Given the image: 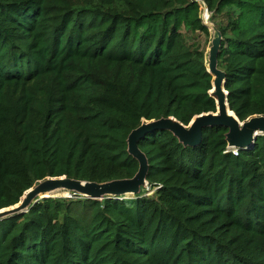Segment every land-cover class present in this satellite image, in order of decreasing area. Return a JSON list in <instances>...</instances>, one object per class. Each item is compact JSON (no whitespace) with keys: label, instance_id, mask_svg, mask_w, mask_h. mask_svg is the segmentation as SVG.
Segmentation results:
<instances>
[{"label":"trees","instance_id":"obj_1","mask_svg":"<svg viewBox=\"0 0 264 264\" xmlns=\"http://www.w3.org/2000/svg\"><path fill=\"white\" fill-rule=\"evenodd\" d=\"M203 1L229 109L241 123L264 117V0ZM198 11L195 0H0V212L46 180H131L141 124L189 129L219 114L203 53L181 32L206 31ZM228 133L203 126L195 145L143 135L152 196L36 201L0 219V264H264V135L233 154Z\"/></svg>","mask_w":264,"mask_h":264},{"label":"water","instance_id":"obj_2","mask_svg":"<svg viewBox=\"0 0 264 264\" xmlns=\"http://www.w3.org/2000/svg\"><path fill=\"white\" fill-rule=\"evenodd\" d=\"M219 40H220V35L217 40L218 41L217 48L215 49V52L213 55L214 67H213L212 72H209L213 76V86L215 89L214 94L217 97L219 114L217 116L207 115V116H202L200 118H197L189 129H185L181 124L173 120H161L158 122H150V123L142 125L139 129L135 130L131 134L128 140L129 153L132 154L139 162L138 173L131 180H118V181L109 182V183H113V185L110 188L105 187V186L100 187L96 183H93L94 184L93 186L87 185V183L84 184L89 187L95 188V189L93 188L94 190L85 189V192L92 198L89 200H96L95 198H97L99 195H102L104 193H108L109 190H113V191L115 190L117 192L122 191V192L137 193L136 191L138 190V186L142 182L146 183L145 172L147 169V163H146L145 157L138 151L136 147V142L143 135L153 130H156V129L169 130L176 137H178V139L184 144L195 145L198 143L200 139L201 128L203 126H206V125L224 126L229 130V133L227 135V141H228V146L231 149L249 147L256 140L257 137L264 135V117L253 118L248 122L241 123L238 120V118L235 116V114L228 107V103L226 100L227 93L223 88L225 76L221 70L219 74L216 76L217 79H215V76H214V74L218 73L216 72L218 69L216 65V53L219 49ZM228 112L233 114L237 122L230 119ZM46 181H49L52 183L60 182L65 185L69 184L68 183L69 181L67 179L59 180V182L58 180H46ZM109 183H105V184H109ZM22 207L23 206L20 205L13 209L1 211L0 219H4L14 214L23 213Z\"/></svg>","mask_w":264,"mask_h":264},{"label":"rangeland","instance_id":"obj_3","mask_svg":"<svg viewBox=\"0 0 264 264\" xmlns=\"http://www.w3.org/2000/svg\"><path fill=\"white\" fill-rule=\"evenodd\" d=\"M198 4L199 11H198V17L201 19L202 24L206 28V31H202L199 29H186L181 28L182 35L184 37L186 45L188 47L193 49H198L203 53L204 56V62L206 65V68L208 72H212L214 67V52L218 45V31L216 30L215 21L212 19L211 13H209L206 9L205 3L203 0H195ZM219 22V21H218ZM211 69V71H210ZM218 73L214 74L215 79L216 76L219 74L220 70L217 69ZM145 124V123H143ZM141 124L140 126H142ZM236 149V148H234ZM69 185H65L59 182H49L44 181L41 184H36L32 192L29 193L25 198L23 199L21 205L22 211L24 213L27 212V209L29 205L36 201L43 200L45 198H51V199H66V200H72V201H81V200H89L92 199L91 196H89L85 189L88 190H94V187H89L87 185H94L93 183H87V182H78L73 180H68ZM87 185H84L86 184ZM98 186H105V187H111L113 183L109 184H97ZM94 188V189H93ZM137 193L132 192H122V191H113L109 190L108 193H104L102 195H99L96 200H103L105 197L110 198H118L122 200H130L135 198V196L140 195V197H150L152 196L154 190H150L149 186L142 182L138 186Z\"/></svg>","mask_w":264,"mask_h":264},{"label":"built area","instance_id":"obj_4","mask_svg":"<svg viewBox=\"0 0 264 264\" xmlns=\"http://www.w3.org/2000/svg\"><path fill=\"white\" fill-rule=\"evenodd\" d=\"M231 152H232L233 154H237V149L232 148V149H231Z\"/></svg>","mask_w":264,"mask_h":264},{"label":"bare ground","instance_id":"obj_5","mask_svg":"<svg viewBox=\"0 0 264 264\" xmlns=\"http://www.w3.org/2000/svg\"><path fill=\"white\" fill-rule=\"evenodd\" d=\"M69 185V184H68Z\"/></svg>","mask_w":264,"mask_h":264}]
</instances>
